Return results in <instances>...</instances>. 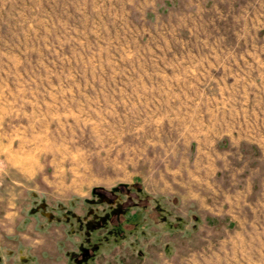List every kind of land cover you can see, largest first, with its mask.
<instances>
[{"label": "rangeland", "instance_id": "1", "mask_svg": "<svg viewBox=\"0 0 264 264\" xmlns=\"http://www.w3.org/2000/svg\"><path fill=\"white\" fill-rule=\"evenodd\" d=\"M0 264H264V0H0Z\"/></svg>", "mask_w": 264, "mask_h": 264}]
</instances>
